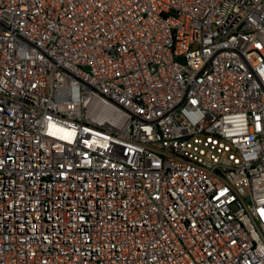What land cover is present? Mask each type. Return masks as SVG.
I'll return each mask as SVG.
<instances>
[{"label":"built area","instance_id":"obj_1","mask_svg":"<svg viewBox=\"0 0 264 264\" xmlns=\"http://www.w3.org/2000/svg\"><path fill=\"white\" fill-rule=\"evenodd\" d=\"M0 264H264V0H0Z\"/></svg>","mask_w":264,"mask_h":264}]
</instances>
